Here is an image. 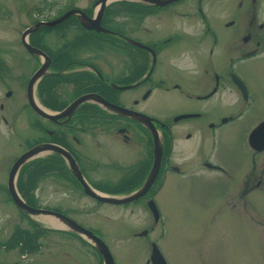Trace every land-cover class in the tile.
<instances>
[{
    "label": "flooded vegetation",
    "instance_id": "flooded-vegetation-1",
    "mask_svg": "<svg viewBox=\"0 0 264 264\" xmlns=\"http://www.w3.org/2000/svg\"><path fill=\"white\" fill-rule=\"evenodd\" d=\"M212 1L171 0L159 5L109 0L100 20L106 31L87 27L85 23L91 22L76 14L55 24L45 23L72 8H80L88 18L95 17L97 0L81 7L76 0H68L60 5L63 10L55 12V0L36 6L28 26L39 24L27 39L47 57L23 45L33 57L28 69L14 77L7 61L0 68V116L7 123L25 113L29 129L23 148L9 162L5 181L0 180V192L17 207L8 190L9 169L19 154L40 143L57 147L48 145L38 157L46 172L41 180L50 178L67 192L87 194L70 168L72 158L93 188L125 196L142 186L158 139L162 146L159 170L137 198L145 199L150 212L148 200L156 201L169 173H184L180 161L193 159L199 169L223 172L221 160L212 159L204 149L217 150L223 145L224 126L236 123L250 102L264 105V0H224L217 13L209 8ZM111 4L115 8H110ZM42 63L46 67L33 84L32 96L48 115L35 110L27 89ZM77 99L80 101L74 104ZM151 102L160 104L161 109L150 108ZM105 140L113 142L123 157L109 151L100 154ZM250 148L253 161L256 151L264 150ZM36 158L20 167L15 177L17 191L32 206L69 215L70 206L40 204L38 185L32 189L35 199L23 194L19 175ZM23 215L37 228L29 229L36 233L32 240L36 247L23 248L22 241L18 242L27 255L43 250L39 236L45 240L51 233L68 232L63 222L50 218L53 216L39 214L37 219L47 223L42 225ZM55 220L60 224H53Z\"/></svg>",
    "mask_w": 264,
    "mask_h": 264
},
{
    "label": "rangeland",
    "instance_id": "rangeland-1",
    "mask_svg": "<svg viewBox=\"0 0 264 264\" xmlns=\"http://www.w3.org/2000/svg\"><path fill=\"white\" fill-rule=\"evenodd\" d=\"M53 1L0 0V56L3 58L0 68L7 61L14 77L28 69L33 57L25 50L21 34L33 19L30 13L34 8ZM66 1L55 0L52 12L58 8L63 10L60 5ZM91 2L76 0L80 7ZM223 3L224 0L209 2L211 12L220 11ZM2 87L0 81V91ZM153 103L148 106L161 109L160 104ZM245 109L236 123L224 126L221 138L224 143L220 148L204 149L212 159L221 160L224 171L199 169L193 159L180 161L184 164V173L177 176L169 173L156 198L160 211L158 222L154 221L145 199L102 202L80 190L67 192L68 189L57 186L50 178H41L37 184L39 202L70 206L69 216L105 241L115 264H151L153 241L169 264H264V150L256 151L253 161L248 142L251 130L264 119V112H257L264 110V105L250 102ZM28 132L25 113L9 118L7 123L0 116V180L5 181L9 162L23 148V137ZM103 143L100 154L109 151L123 157L113 142ZM93 153L97 155L98 151ZM45 175L46 172L43 178ZM37 216L34 214L31 218L47 225ZM17 226L25 229L18 233L22 236L24 231L33 229L26 216L0 192V264H103L96 247L69 229L65 235L51 233L45 240L39 236L38 243L43 250L27 255L18 245L21 238H13ZM146 228L149 231L141 235Z\"/></svg>",
    "mask_w": 264,
    "mask_h": 264
},
{
    "label": "water",
    "instance_id": "water-1",
    "mask_svg": "<svg viewBox=\"0 0 264 264\" xmlns=\"http://www.w3.org/2000/svg\"><path fill=\"white\" fill-rule=\"evenodd\" d=\"M108 1L109 0H97L98 6L96 8L97 10L95 12V17L88 18L87 14L83 10H81L80 8H74V9L72 8V9H67L61 16L57 17L56 19H54L52 21H46L45 23L55 24V23L62 21L64 18H66L67 16H69L71 14H76L81 18L82 21L89 20L91 22V24L85 23V25H87V27H89V28L94 27L96 29L106 31L105 28L100 24V20H101L105 5L107 4ZM140 1L160 5V4L167 3L171 0H140ZM38 24L39 23H36L35 25H31V26L26 27L21 34V40H22L23 45L30 52H32L34 54L44 55L46 58L47 57L46 54L39 47H36V46L30 44L28 42V39H27L28 33L34 31L38 27ZM45 67H46L45 63H42V65H40V67L36 70V72L29 79V85H28L27 89H28V93H29V101L31 102V104L33 105L35 110L44 114V115H48L47 113H45L44 111H42L38 107L39 105L36 103V101L34 100V98L32 96L33 86H34L33 84H34L35 80L39 77L41 72L45 69ZM97 100L101 101L105 105L113 107V105H110L105 100H102L101 97H97ZM78 101H80V100H78V99L75 100L74 104H76ZM49 117L55 119L57 117V115H49ZM248 141H249L250 146H252V147H255L259 150L264 148V120H262L257 126H255L251 130V132L249 133V136H248ZM48 145L55 146L53 144H44V143L36 144V145L28 148L27 150L23 151L21 154H19L16 157V159L14 160V162L12 163V165L9 169V172H8L7 185H8V190H9V193H10L13 201L15 202L17 207L21 210V212L24 213L25 215H28L31 217V215H34V214H46L48 216H53L54 218L63 222L66 225V229H69L71 231H74V232L80 234L83 238H85L86 240L91 242V244H93L96 247V249L99 251V253L102 256L103 264H115L113 255H112L109 247L107 246L105 241L98 234H96L92 229L84 226L83 224L79 223L78 221H76L75 219L70 217L69 215H66L60 211H55V210H51V209H47V208H43V207H39V206H32V205L28 204L21 197L19 192L17 191V188L15 186V177H16L20 167L26 161L33 158L35 156V154L43 151ZM54 148L57 149L56 146ZM161 155H162L161 142H159V144H158V139H156V145L154 148V160H153L152 166L150 168V171H149L147 177L145 178L142 186H140L139 189L135 190L134 192H130L125 196L111 195V194L104 193V192H101V191L93 188L83 178V176H82L78 166L75 164L74 160L72 158H70L69 161H70L71 170L73 171L75 176L81 182V184L84 188V192L87 193L89 196L95 198L96 200L102 201V202L127 203V202L133 201V200L137 199L138 197H140L150 187L151 183L153 182V180H154V178H155V176L159 170V167L161 164ZM148 206L152 212L154 221H157L159 219V210H158V207L155 203V200L149 199L148 200ZM144 233H146V230H143V232H141L140 234L142 235ZM150 260H151L152 264H168L167 259L165 258L164 254L162 253V251L160 250L158 245L155 243V241L152 242Z\"/></svg>",
    "mask_w": 264,
    "mask_h": 264
},
{
    "label": "trees",
    "instance_id": "trees-1",
    "mask_svg": "<svg viewBox=\"0 0 264 264\" xmlns=\"http://www.w3.org/2000/svg\"><path fill=\"white\" fill-rule=\"evenodd\" d=\"M50 167L52 168V166H50ZM24 170H26V171L22 172L19 175L18 184L23 189L22 192L25 196H27V197L29 196L30 200L35 199L34 193L32 192V189L35 186H37L40 179L43 177L42 175L45 172L44 171L45 168L43 167V164H42V158H36V159L32 160L30 163L25 165ZM24 173H25V175H27V179L24 178ZM26 183H28V187L26 186ZM29 223L32 224V227L34 229H37L36 226L34 225L35 222H33L32 220H29ZM23 230H25V229H19V227L17 226V231L14 232L13 238H16V237L21 238L23 248H25V247L34 248V246L36 247V244L34 245L33 241H32L33 238L36 237V233L34 231H24L25 234L23 236L19 235L18 233L20 231H23ZM37 236H38V234H37ZM19 241L20 240H18V242Z\"/></svg>",
    "mask_w": 264,
    "mask_h": 264
},
{
    "label": "bare ground",
    "instance_id": "bare-ground-1",
    "mask_svg": "<svg viewBox=\"0 0 264 264\" xmlns=\"http://www.w3.org/2000/svg\"><path fill=\"white\" fill-rule=\"evenodd\" d=\"M42 152V151H41ZM41 152H39V153H37V154H35V155H39ZM16 186V185H15ZM39 215V214H38ZM40 215H43V214H40ZM43 216H46L45 214L43 215ZM46 217H50V216H46ZM50 218H54V217H50ZM44 219V218H43ZM54 219H56V218H54ZM57 220V219H56ZM52 221L53 222V224H55L56 226H57V224L59 225L60 223L59 222H57V221ZM51 222V223H52Z\"/></svg>",
    "mask_w": 264,
    "mask_h": 264
}]
</instances>
